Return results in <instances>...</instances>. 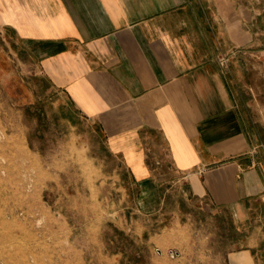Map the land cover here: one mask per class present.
<instances>
[{
    "label": "crops",
    "instance_id": "0c3cea01",
    "mask_svg": "<svg viewBox=\"0 0 264 264\" xmlns=\"http://www.w3.org/2000/svg\"><path fill=\"white\" fill-rule=\"evenodd\" d=\"M243 20L229 0H0V47L34 60L73 114L59 120L100 138L92 159L120 162L101 174L136 184L142 210L163 208L171 184L228 213L231 264H264V119L245 92Z\"/></svg>",
    "mask_w": 264,
    "mask_h": 264
},
{
    "label": "rangeland",
    "instance_id": "374dc122",
    "mask_svg": "<svg viewBox=\"0 0 264 264\" xmlns=\"http://www.w3.org/2000/svg\"><path fill=\"white\" fill-rule=\"evenodd\" d=\"M229 1L252 31L241 65L246 96L264 119V0ZM7 46L0 47V264L232 263L236 256L226 253L240 235L228 213L203 211L171 184L163 208L142 210L136 184L125 182L123 191L101 174L120 162L92 159L106 156L100 138L67 128L59 119L73 114L54 101L34 60L21 49L12 57Z\"/></svg>",
    "mask_w": 264,
    "mask_h": 264
},
{
    "label": "bare ground",
    "instance_id": "6f19581e",
    "mask_svg": "<svg viewBox=\"0 0 264 264\" xmlns=\"http://www.w3.org/2000/svg\"><path fill=\"white\" fill-rule=\"evenodd\" d=\"M7 238V237H6ZM8 243V242H7ZM27 261V260H26ZM19 262V261H18Z\"/></svg>",
    "mask_w": 264,
    "mask_h": 264
}]
</instances>
